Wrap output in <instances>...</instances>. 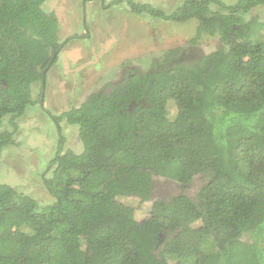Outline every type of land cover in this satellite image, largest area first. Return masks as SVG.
Masks as SVG:
<instances>
[{
	"label": "trees",
	"instance_id": "16d2710c",
	"mask_svg": "<svg viewBox=\"0 0 264 264\" xmlns=\"http://www.w3.org/2000/svg\"><path fill=\"white\" fill-rule=\"evenodd\" d=\"M46 1L0 0V156L37 103L32 84L71 41L59 40ZM123 2L134 15L196 20L190 43L206 35L218 48L168 50L64 113L81 152L59 143L42 175L52 202L0 184V264H264V20L247 19L264 0H185L168 15L111 4ZM153 178L180 192L142 206Z\"/></svg>",
	"mask_w": 264,
	"mask_h": 264
},
{
	"label": "rangeland",
	"instance_id": "374dc122",
	"mask_svg": "<svg viewBox=\"0 0 264 264\" xmlns=\"http://www.w3.org/2000/svg\"><path fill=\"white\" fill-rule=\"evenodd\" d=\"M115 1L47 0L43 5L44 11L54 14L58 20L59 40L71 38V41L55 54L44 74V85L42 80L32 84V99L37 103L16 120L18 129L14 144L4 149L0 156V184L29 195L40 205L52 202L43 187L42 175L59 143L63 153L81 152L78 129L66 123L62 118L64 113L80 107L90 95L107 93L127 72L150 71L161 63L168 50H178L180 55L190 57L218 48V39L206 35L196 44L190 43L196 35V20L179 24L134 15L125 2L111 4ZM131 1L150 5L168 15L185 0ZM218 1L232 6L238 0ZM255 16L264 20V10L251 11L247 19ZM169 109L172 117L173 106ZM0 129H9L7 121ZM198 184L200 181L196 177L194 187L185 192L194 195ZM179 192L176 183L153 178L150 200L142 206L148 207L156 199ZM136 201L135 197L121 199L122 203L134 208Z\"/></svg>",
	"mask_w": 264,
	"mask_h": 264
},
{
	"label": "water",
	"instance_id": "95a60500",
	"mask_svg": "<svg viewBox=\"0 0 264 264\" xmlns=\"http://www.w3.org/2000/svg\"><path fill=\"white\" fill-rule=\"evenodd\" d=\"M54 58H55V55H53V57H52V61H53ZM48 68H49V67H47V69H45V71L43 72V75H44L45 72L48 70ZM42 84L44 85V81H42Z\"/></svg>",
	"mask_w": 264,
	"mask_h": 264
},
{
	"label": "flooded vegetation",
	"instance_id": "af4514ba",
	"mask_svg": "<svg viewBox=\"0 0 264 264\" xmlns=\"http://www.w3.org/2000/svg\"><path fill=\"white\" fill-rule=\"evenodd\" d=\"M157 65H159V64H157ZM155 66H156V65H155ZM151 70H152V69H151ZM138 72H139V71H138ZM127 73H128V72H127ZM127 73H126V74H127ZM126 74H125V75H126ZM123 77H124V75H123ZM114 85H116V84H114ZM114 85H113V86H114ZM110 90H111V88H110ZM110 90H109V91H110ZM109 91H108V92H109ZM108 92H107V93H108ZM107 93H105V94H107Z\"/></svg>",
	"mask_w": 264,
	"mask_h": 264
}]
</instances>
